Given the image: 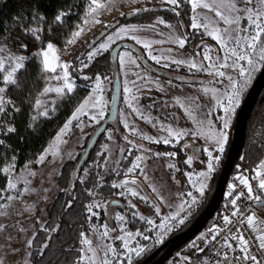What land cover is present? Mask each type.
I'll return each instance as SVG.
<instances>
[{"label":"rangeland","instance_id":"374dc122","mask_svg":"<svg viewBox=\"0 0 264 264\" xmlns=\"http://www.w3.org/2000/svg\"><path fill=\"white\" fill-rule=\"evenodd\" d=\"M89 3L90 0H88L86 9L81 17L80 23L78 24V26H82L84 28L81 37L78 38L73 44H68L67 41L62 46L56 44V47L59 49L58 55H60L62 62H67L72 66L73 52L77 50L81 45H83L89 37H92L97 33L96 37L93 38L91 45L88 46L89 51L81 60L84 64L90 63L94 58L104 52H110L117 43L124 41H129L133 45L139 47L143 51V53L146 54L147 58H149L152 62L160 66L168 68L173 66L175 69L178 70L182 66L188 67L187 63L179 65L172 63L173 59L185 61L195 60L197 63H201L200 58L190 57V55H188L183 50V48H180L178 43H176L178 39H185L182 34L184 28L180 27L175 21H171L169 16L167 15V11H165V13L162 12L157 15L149 14L148 18H144L145 21L138 19L123 22L124 16L130 13H136L141 9H172L174 6L167 4L165 0H105L106 6L102 8L98 13H96L95 17L88 16ZM189 9V17L191 18V23L192 17L194 15H198L202 23L208 22L203 19V17L205 16L215 19L214 15L205 9H198L196 13L192 12L191 5ZM85 19L88 20V23L83 24L82 22ZM160 19H163L165 21V24L158 23ZM95 20H98L100 22L96 23L94 22ZM167 25H171V27H168ZM183 26H185V24H183ZM121 28H134L136 30L121 32ZM200 30L205 35H207V33L203 29ZM109 36L112 37L111 42L108 40ZM133 37H135V39H133ZM208 38L209 40L212 39L210 36H208ZM70 39H72V36L68 40ZM157 41L160 42L158 43ZM25 42L27 43V41ZM102 43H109V48L106 51H102L101 53L97 54V56H95L91 61H89L87 59L88 53L98 48V46ZM215 43L217 44L216 41ZM145 44H150L151 47L145 48ZM203 44L205 43H201L202 53L205 52L206 48H211L213 51L210 54L214 57L217 55H223V51L219 49L218 44H212V42L210 41H208V44ZM13 51H15L14 47ZM36 51L37 44L32 43L29 45V49L26 54L31 55L33 52ZM125 53L130 54V57H125ZM139 56L140 51L138 48L126 45L119 51L117 61L113 60L114 69H118L123 86L118 113V125L120 127L119 130H122L123 132L122 134H120V138L119 133L115 131L114 127H108L105 130V139L99 149V156L104 154L105 162H110L114 167L113 169L122 167L121 161L124 153H126L127 156L134 155V161L132 162L134 163L136 156H141L142 153L135 154L134 150L132 149L135 148V146L137 145L144 147V145L140 143V140L143 141V137L149 135L147 134V131H145L146 128H144V125H146L145 121L149 119V117H146L148 115L147 112H144V108L147 105H154L157 107L159 106V109L161 105H163L165 111H161V114H164V116L167 118V114L169 113L167 105L171 104L173 110L171 111V114H173L174 118H167L170 121V124L177 127L176 131L186 130L189 135L185 137L195 138L203 146V149L208 148L209 150H213V155L220 157L219 162L215 165L216 170L225 155V151L228 148V145H230L231 143L235 126L234 117L236 116V112L242 104V96L239 107L236 109L234 115L231 118V125L228 130V142L225 145V150L223 153L216 152L214 149L217 146L214 145L211 141L206 140L203 137L193 136L191 135V133L195 132L198 127H204L205 130H207V125L209 124L214 125L216 130H219L221 128L222 125L219 118L223 115V109L216 105L215 98L212 96V94L205 93L203 89L205 87L216 88L218 89V95H220V97L223 99V93L225 92V90L230 91V85L229 81L227 80V76H225L224 78H218L215 76H210L207 74L206 71H204L203 75H208L209 80H212V83H205L204 81H202L205 78L204 76L196 77L198 78L199 83L190 87L188 91L183 88L184 86H179L178 89L172 90L171 92L170 88H166L167 81L160 77L153 76L156 75V73H154L152 70H149L148 68H145L139 60ZM152 56L158 57L159 63H157L156 60H153ZM122 57L125 59L124 64H121ZM132 60H134L135 63H132ZM204 62L206 63V66L208 62ZM81 68H83L82 63H80L79 65L80 70ZM225 71L228 75H232L236 79H241L235 70L225 69ZM69 72L71 73L72 79L77 85V79L76 76L73 74L71 67L69 68ZM46 75L47 74H45V77ZM99 77L103 81V92L100 94L102 95L104 101V116L102 118L98 115L99 109H92L91 107L87 108V115H81L79 121H72V124L70 125V130L67 131V134L64 135L62 138L64 141H66V143H59L58 145L59 154L53 155L49 153L43 164L37 162L38 157L43 154L46 150L57 144L56 137L59 135L64 126L57 132V134L50 141L46 149L35 159L28 160L25 164L21 166H19L15 160H11L3 166L12 168V172L7 177L2 172L3 175L6 177V184L7 180L11 179L13 182L17 183V188L22 190L24 183L28 182L27 186L32 189L30 193L23 194L18 199H13L11 201L0 200V205H6V207L0 208V213H3L0 214V260H3L4 264H30L29 253L31 252V248L27 247V243L36 235L38 229L42 228L48 220L50 207L59 190L57 184V177L61 166L69 159H78L77 157H79V155L82 153L84 146L88 141V136L92 135L99 123L107 116L112 101V82L114 80V76L112 75V73H110L106 77H103L101 75H99ZM189 79L190 78L186 77L185 80ZM95 82L96 77L94 78L90 91L88 95L84 98V100H86L90 95H93L92 90L95 87ZM49 83L52 86H55L57 84L56 81L49 82L45 78L44 87L49 86ZM252 83L249 86H251ZM126 89H131V94L126 91ZM153 90H155V92L157 90L156 95ZM161 90L164 92V99H162L160 95ZM42 91L43 89L38 93L36 99H40L44 102L50 115L53 112L55 103L61 97L56 96L55 93L42 95ZM8 92L6 93L7 98L9 95ZM153 95H155L154 98L151 97ZM132 97H135V99H132ZM177 99H179L180 102L185 105L184 108H182L180 104L177 103ZM190 99L194 100V104H192V100ZM84 100L81 103H83ZM129 103H131L134 108L139 109V112L141 114L138 115L136 112H134L133 109L128 106ZM185 109H188V111H186ZM189 112H191V115H189ZM155 114L156 119H159L157 113ZM91 115H97V119L99 122L97 123L95 121H92L90 119ZM35 116H40L36 109ZM167 119L165 120L166 122H168ZM0 120L3 121L4 126H11L9 122H7L6 114L0 116ZM125 121H127L128 123L127 128L124 126ZM160 121H163V118H160ZM199 121H202L203 125H198L197 122ZM2 133L3 131L0 130V139L2 138ZM125 133L128 134V137L130 136L131 138H137L139 141H137V139H134V144L131 142L129 143L128 140L132 141L133 139L126 138L127 136L123 135ZM165 135L169 136V133H165ZM144 151L146 152V150ZM167 152L169 151H166V153ZM144 156L146 155L144 154ZM165 157V161H160L159 167L161 168V171H144L148 177L147 179H145L144 176L140 175V171H136V173L134 174H127V171H125L123 176L115 181V184H120L125 179L132 178H135L136 180L139 179V181L137 180L138 182L143 181L145 184L149 185L150 192L153 198H155V200L157 201V203H155L156 206L153 205L154 207L152 208V210L148 209L147 211V208L144 206V204L140 203L139 201H136V197H131L129 194L126 193V189L120 188L121 190L119 191V193L125 192V195L122 196L125 197L127 206L124 211L120 209L111 210L110 208H108L107 215L110 213L111 210L112 215L114 214V216L111 219L109 218L108 220H106V223L108 224L110 229L116 230L111 231V239H105L103 243L113 245L121 253L124 252L122 246L123 242L115 239L117 236L123 234L119 231L118 222L115 219L118 214L125 215L126 219L128 220L132 216V212H138L140 215H143L145 217L148 216L147 219L155 221L158 218L159 221L157 222V225H160L165 222V216H173L177 212H180L181 217H187L185 219L186 221L191 216V214L196 211L197 207L202 202L208 189L211 186L213 173L211 174L210 179L207 181L208 187L203 197H199L198 192L195 188L192 187V184L189 182L186 173H192L195 176V174L199 173L200 171H206L208 161L207 153L203 151L202 157L200 158L202 160L201 162L200 160H198L197 162L193 160L190 169H186V166L178 167L174 160H171L170 157ZM182 157L185 160V156ZM169 164H175L176 168H169ZM258 164L255 166L256 168ZM131 165L123 168L128 169L129 167H131ZM31 172H35L36 175L34 177L31 176ZM128 187L135 188L136 190L140 191L142 196L146 197V195L142 193L141 189H139L137 185L130 184L128 185ZM153 187L157 189L156 192L152 191ZM5 188L6 185L0 186V190H3ZM188 192H192L193 195L197 196L199 203L190 209L187 208V205H185L186 211H181L179 207L180 204L186 200L190 202L191 198L187 196ZM181 193H183L184 195L182 196ZM4 195H12L13 197H16L18 193L17 191H7L4 192ZM161 197L163 199H161ZM131 204H135L136 208H131ZM156 207L160 209L159 213H156ZM188 212H190L191 214L188 215ZM262 218L264 219V213L262 214ZM169 224L171 226V231L172 229L178 228L180 226V224L176 223L175 221H169ZM100 226L101 225L95 226L90 233L85 234L93 241L94 246L101 243L99 236L100 232L103 229ZM127 229L131 230L128 224ZM149 229L150 227H147L145 228V231ZM131 231L135 232L137 230ZM171 231L160 229L158 227L154 234H144L148 235L150 239L158 243L157 241L161 236L164 239L170 234ZM203 235L209 237L210 234L206 235L205 231L203 232ZM137 241V238L133 240L131 242L132 245L137 246ZM139 246L144 245H142L139 241ZM181 255L182 253L180 251H177V255L175 257L179 259V263L185 264Z\"/></svg>","mask_w":264,"mask_h":264},{"label":"snow or ice","instance_id":"6c2138e0","mask_svg":"<svg viewBox=\"0 0 264 264\" xmlns=\"http://www.w3.org/2000/svg\"><path fill=\"white\" fill-rule=\"evenodd\" d=\"M165 2L171 6H174L171 10L175 11L176 7H179L180 0H165ZM29 9L25 15L17 14L12 17L13 24L6 26L3 19H0V116L6 114V111L11 107L14 111L19 112L20 108L16 107L11 99L6 97V93L10 88H23L25 87V73L27 72L28 63L32 56L38 57L40 60L39 71L46 75V80L56 81L57 84L52 86L44 87L42 95L49 93H55L56 96L64 98L70 96L75 89L76 83L72 79L69 68L71 65L67 62H62L60 55H58L59 49L56 47V40L58 39L59 27L65 25L68 18L71 15L73 5L69 3L63 7H58L53 13L51 19L48 15L41 10L40 0H28ZM187 3L191 5L193 13H196L198 9H205L212 13L215 19L208 16L203 17L207 23H202L198 15L192 17L191 27L196 30L203 29L208 36L217 42L219 49L223 51V55L213 56L210 53L213 51L211 48H206L203 53V61H207V65L203 63H197L195 60L185 61L173 59L174 64H188L190 69H196L200 71H206L208 75L215 76L218 78H224L227 76L229 81L230 91L225 90L223 93V99L218 95V89L205 87L203 91L205 93H211L215 98L216 105L223 109V115L219 118L221 121V128L216 130L214 125H207V130L204 127H198L195 132L191 133L193 136L203 137L206 140L211 141L217 147L214 149L216 152L223 153L225 145L228 142V130L231 125V118L234 115L236 109L239 107L241 96L247 87L252 83L254 74L257 72L264 71V0H187ZM51 7V5H48ZM105 0H90L88 5V16L95 17L102 8H104ZM23 7V6H22ZM147 10V9H145ZM179 15V13H176ZM27 17V18H25ZM94 22L99 23L100 21L95 20ZM83 24L88 23L85 19ZM160 24H165L163 19L158 21ZM35 25V26H33ZM56 25L57 27H53ZM223 25V26H221ZM171 27V25H167ZM74 32H72V39L67 40L68 44H73L78 38L81 37L84 28L82 26H76ZM136 29L121 28V32L135 31ZM135 39V37H133ZM108 40L111 42L112 37L109 36ZM27 41V43L25 42ZM158 43L160 41H157ZM37 44V51L31 55H27L29 45ZM180 48H184L185 39H178L176 41ZM109 43H102L98 48L90 51L87 55V59L91 61L97 54L102 51H106L109 48ZM145 48H150V44H145ZM13 47L15 51H13ZM125 57H130V54L125 53ZM153 60L159 63V58L152 56ZM135 63L134 60L131 61ZM84 68L89 65L84 64L81 61ZM125 63V59L121 58V64ZM167 66V65H165ZM225 69H233L238 73L241 79H236L232 75H228ZM82 70V69H81ZM83 79H91L88 76H84ZM103 81L99 75L96 76L95 87L90 95L83 103L75 109L71 118L65 123L64 128L61 130L59 135L56 137L57 144L46 150L43 154L38 157V163L43 164L49 153L53 155L59 154V143H66L62 138L70 130L72 121H79L81 115H87L86 109L91 107L92 109H99V117L104 116L103 107L104 101L102 95ZM131 94V89H126ZM135 99V97H132ZM177 103L182 108L185 107L183 103L177 99ZM138 115L141 113L139 109L134 108L131 103L128 105ZM34 108L38 111L40 116L47 117L49 111L47 110L44 102L40 99H36ZM43 109V110H41ZM54 110V109H53ZM188 111V109H185ZM191 115V112H189ZM36 116H32V120H36ZM90 119L95 122H99L97 115H91ZM198 125H203L202 121L197 122ZM126 128L128 127L127 121H125ZM0 130L3 131L4 135L9 133H15L17 131L14 126H4L3 121L0 120ZM169 137L175 138L178 142L185 136L189 135L186 130L174 131L171 127L167 129ZM147 139L154 143L171 144V138L156 139L151 136H145ZM0 145H5V141L0 139ZM184 148L189 147L187 143L183 145ZM203 151L207 153V170L196 173L195 176L192 173H186L189 182L192 187L196 189L199 197H203L208 187L207 181L210 179L211 174L215 171V165L219 162L220 157L213 155V150L204 148ZM155 156L164 155L167 157H175L176 153H155ZM15 159V157H13ZM243 159V157H241ZM144 156H136L135 162L132 163L131 167L127 169V174L136 173L137 169L140 170V175L147 179V175L144 172L142 164L144 163ZM186 164L189 166L193 163V157H187ZM169 168L175 169V164H169ZM178 171V169H177ZM0 172H3L6 177L12 172L11 167L0 168ZM31 176H35V172L30 173ZM239 181V185L243 186L244 190L239 192L236 191L237 185H230V191L228 195L232 197L230 205L232 212L230 215L223 216V224L228 227H213L210 229L211 236H202L201 239L206 240L209 244L217 242V237H221L222 242H218V247L215 250L216 259L213 264H264V219H261L252 206V204H246L244 210H241V206L238 203L243 198L245 201H251L255 205L264 207V160H261L255 169L254 179L257 180V189L253 188L249 178L243 174L236 177ZM28 182L24 183L22 190L17 188V183L11 179L7 180L6 188L0 190V200L11 201L18 199L20 196L26 193H30L32 189L27 186ZM83 183V181H81ZM137 185L138 181L135 178L125 179L120 184H112L113 188L126 189V193L131 197L139 198L140 200H147V197L142 196L140 191L128 185ZM7 191H17L18 195L13 197L12 195H4ZM89 196L94 195L93 191L87 190ZM152 191L156 192L155 187ZM235 193V195H233ZM120 195H125V192H121ZM183 196L184 194L181 193ZM187 196L190 197L189 201H184L180 204L181 211H186L187 208H193L199 203L198 197L193 195L192 192H188ZM161 199H163L161 197ZM6 205H0V208H4ZM72 207L71 201H68L65 205V211ZM104 207L102 204H88L86 206L88 213L91 215L88 217L91 219L92 216H98V212H93V208ZM131 208L135 209L136 205L131 204ZM156 213H159L160 209L155 208ZM3 214V213H0ZM191 213L188 212V215ZM133 220L139 218L149 225H155V221L147 219L145 216L140 215L138 212L131 213ZM187 217H181L180 212H177L173 216H165L164 223L158 225L160 229L171 231L169 221H175L178 224H183ZM118 222V228L122 235L117 236L115 239L122 241L124 252L121 253L117 248L110 244H105V239H111L110 232L116 229H110L108 224L105 223L100 227L103 229L100 232L101 243L94 246L93 241L81 232V248L78 249L80 255L73 261V264H133L134 258L141 257L146 252V247L132 245V241L137 237H142L144 240H149L150 237L140 231H131L127 229L129 221L125 215H117L115 217ZM235 225V228L232 226ZM244 230H241V227ZM45 232H55L59 230V225L55 228H42ZM246 231L249 236L246 238ZM159 236V234H158ZM35 236L30 239L27 243V247L31 248ZM48 240H51V236H48ZM163 237L158 239V243L162 242ZM49 245L45 242L40 246L38 255L43 257L44 250L48 249ZM198 248L200 252H203V248H199L198 245H193ZM31 253H29V257ZM186 264L190 260L189 257H184ZM0 264H4L3 260H0ZM207 264V262H205Z\"/></svg>","mask_w":264,"mask_h":264},{"label":"trees","instance_id":"16d2710c","mask_svg":"<svg viewBox=\"0 0 264 264\" xmlns=\"http://www.w3.org/2000/svg\"><path fill=\"white\" fill-rule=\"evenodd\" d=\"M40 3L41 10L48 15L49 19H51L55 10L58 7L67 5L69 3V0H40ZM70 3L73 5L71 15L65 25L59 27L58 39L55 42L60 46L64 45L65 42L72 36V32L77 30L76 26H78L81 21V17L86 9L88 0H70ZM49 4L51 5V7L48 6ZM189 8L190 5L187 3V0H180L179 7H176L175 11L171 9L158 8L147 10L144 9L140 12L130 13L132 14L131 16H129V14L124 16L123 22L138 19L144 20V18L149 17V14L157 15L159 13H165V11H167V15L169 16L170 20L175 21L180 27L184 28L182 34L186 39V43L183 50L188 55H190V57L200 58V62H202L203 53L201 43L204 42L205 44H208V41H210L212 42V44H217L213 39L209 40L208 36L205 35L201 30H196L191 27ZM28 9V0H0V19H3L5 21L6 26L12 25L13 21L11 18L16 16L17 14L25 15ZM177 12L179 13V15L176 14ZM183 24H185V26H183ZM53 27L57 26L53 25ZM96 35L97 33L94 36L89 37L83 45H81L77 50L73 52V64L71 68L73 74L77 79V87L75 91L68 97L60 98L55 103L54 110L50 115H48L47 117L36 116L37 118L34 121L32 120V116L35 115L34 101L38 93L43 89L45 85V74L39 71L40 61L38 60V58L35 56L31 57V60L28 63L27 72L25 73L24 83L26 86L23 88H10L8 92V98L13 101L16 107L20 108V111L16 112L11 107H9L6 111L7 122H9L11 126L16 127L17 131L15 133H9L7 135H4L2 133L1 135V139L5 141V145H0V168H3V166L11 160H15L16 163L21 166L28 160L35 159L46 149L50 141L65 125L68 119L73 115L75 109L88 95L94 78L97 75L106 77L110 73H112V75L114 76L115 69L114 61L111 55L112 50L110 52H104L98 55L90 63H88L89 66L87 68L83 67L81 68L82 70L79 69L81 60L89 51L88 46L91 45V42L93 38L96 37ZM128 46H133L141 50L136 45L130 44ZM143 55L147 57L146 54L143 53ZM139 60L141 61L142 65L147 68L140 56ZM203 63L206 64L204 61ZM169 68L171 70H176L186 74H195L202 72L200 70L190 69L189 67L185 66H182L179 70L175 69L173 66ZM258 73L259 72L255 73V77L252 82L255 80ZM84 76H88L91 79L85 80L83 79ZM153 76L160 77L167 81L166 88H170L171 92L172 90L178 89L179 86H184L183 88L188 91L190 87L199 83L191 79L180 81L179 79L163 77L158 73ZM121 88H123L122 80ZM249 88L250 86L243 92L242 101L246 96ZM153 92L155 93V95L157 94V90L156 92L155 90H153ZM160 92L162 99H164V92L162 90ZM155 95L151 97L154 98ZM192 104H194V100H192ZM167 106V109L169 110L167 118H174L173 114H171V111H173L171 107L172 105L168 104ZM161 111H165L163 105H161L159 109L157 106H154L152 111L153 114L147 120L160 121V118L166 120L167 118L164 116V114H161ZM155 113H157L159 119H156ZM235 119L236 116L234 117V122ZM166 125L167 127H171L173 130L177 129L176 126L170 124L169 120L168 124ZM152 126L153 127L151 128L157 129L159 125L158 123H156ZM123 135L127 136L128 134L125 133ZM90 136H88L87 140L90 138ZM104 139L105 130L102 133L101 137L97 140L93 150L84 160L75 177H73V175L78 159H69L61 166L57 177L59 190L50 207L48 220L42 227L51 229L59 225V230L55 232H45L42 230V228L38 229L31 247L30 264H73V261L76 260V258L80 255L78 249L83 246L80 243V233H90L95 226L103 225L104 223H106V220L110 218L109 214L107 215V202L112 197H120L123 200L122 202L125 204V208L123 207L119 209L122 211L126 209L127 202L125 200V197L120 195L119 193L121 189L113 188L111 186L112 184H115V181L120 179L125 172L111 171V169H113V165L110 162H105L104 154L99 156V149ZM230 145H228V148L225 151V155L222 158L219 167L212 174L211 186L208 189L204 199L197 207L196 211L192 213L191 216L183 224H180L178 228L172 229L170 234L166 236L161 243L168 240L173 235L187 229L206 208L215 190L217 180L225 162ZM13 157H15V159H13ZM241 157H243V159H241ZM173 160L176 162L178 167H184L185 161L182 156L175 155ZM261 160H264V87L259 94L258 99L247 120L243 147L235 162L232 172L240 171L244 173H250L254 169V167L258 163H260ZM121 162L122 167H126L128 162H130V159H128L126 153H124ZM81 181H83V183H81ZM5 185L6 177L2 172H0V186ZM86 189L93 191L94 195L89 196ZM68 201H71L72 207L68 208L65 211V205ZM136 201H139L142 204L149 203V208L151 210L154 207L152 203L148 202V200H140L139 198H136ZM97 203L104 205V207H94L93 212H98L99 215L92 216L91 219H89L88 217L91 214L88 213L86 206L88 204ZM128 221V226L131 230H137L140 232L143 231V233L145 234H154L158 229V218L155 220L156 226H151L146 222V220L142 221L138 217L133 220V217L131 216ZM211 221L212 219L207 223L204 229L200 231V233H198L195 237L184 243L178 250H176L174 255L167 261V263H170V261L174 260L175 256L177 255V251H180L182 253L181 256L183 257V262L185 264L186 262L184 260V257L190 258L188 264H195L199 258H203L205 255H209L205 248L206 242L204 239H201V237L204 236L203 232L205 231L206 235L209 234V226L211 224ZM147 227H150V229L145 231V228ZM48 236H51V240H48ZM137 239L141 242L142 245H144V247H146V252L141 257L134 258L133 264H140L161 244L154 242L152 239L144 240L142 237H137ZM45 242L48 243L49 247L48 249L44 250V256L41 257L38 255V250L40 246ZM194 244L198 245L199 248H203L204 251L200 252L198 248L193 247ZM178 262L180 261L178 260Z\"/></svg>","mask_w":264,"mask_h":264},{"label":"water","instance_id":"95a60500","mask_svg":"<svg viewBox=\"0 0 264 264\" xmlns=\"http://www.w3.org/2000/svg\"><path fill=\"white\" fill-rule=\"evenodd\" d=\"M140 11H142V9L139 10L138 12ZM131 15L132 14H129V16ZM130 44L133 45L129 41L117 43L111 51L113 60L117 61V57L119 55V51L121 50V48ZM139 51L142 61L145 64L150 65L152 70L159 72V70L149 62V60L145 57V55H143L142 51L141 50ZM263 87H264V71H261L258 73L252 85L248 89L246 96L244 97L242 104L237 112L231 145L227 153L223 167L220 171L215 190L206 208L187 229L170 237L162 245H160L152 254L146 257L140 264H165L174 255L176 250H178L184 243H186L187 241L195 237L198 233H200V231H202L204 227L207 225V223L213 218V216L215 215L217 209L221 204L229 176L233 171L235 162L243 147L247 120L251 114V111ZM112 89H113L112 101H111L108 117L98 126V128L92 134L89 143L86 147V150L83 153L82 157L80 158L75 168L73 177L76 176L84 160L86 159L88 154L92 151L94 145L96 144L97 140L101 137L105 128L109 124L115 122L118 119L119 105H120L121 93H122L121 78L118 69H115ZM115 202L116 201H113V203Z\"/></svg>","mask_w":264,"mask_h":264},{"label":"flooded vegetation","instance_id":"af4514ba","mask_svg":"<svg viewBox=\"0 0 264 264\" xmlns=\"http://www.w3.org/2000/svg\"><path fill=\"white\" fill-rule=\"evenodd\" d=\"M147 58V57H146ZM148 59V58H147ZM149 60V62L152 64V65H154L158 70H159V72H156V71H154V70H152L151 69V67H150V65H147V64H145L144 62V64H145V66L148 68V69H150V70H152L153 72H155V73H158L159 75H161V76H163V77H169V78H174V79H179L180 81H182V80H185L186 79V77H188V78H190L191 80H194V81H196V82H198L199 80H198V78H196V77H205L202 81H204L205 83H212L210 80H209V77H208V75H203V73H204V71H202V72H199V73H195V74H186V73H181V72H179V71H176V70H171L170 68H168V67H164V66H160V65H158V64H155L154 62H152L150 59H148ZM193 76H195V77H193ZM159 107V106H158ZM153 108H154V106L153 105H147L145 108H144V110H145V112H147V115H148V117H150L151 115H152V111H153ZM108 114H109V112H108ZM108 114H107V117H108ZM107 117L103 120V121H105L106 119H107ZM102 121V122H103ZM101 122V123H102ZM100 123V124H101ZM146 125H144L145 126V131H147V134H149L148 136H151V137H154V138H156V139H161V138H171V137H169V136H167V135H165V133H168V131L166 130L167 128H169V127H167V125H166V123H168V122H166L165 120H163V121H153V120H147L146 122ZM155 123H158V128L157 129H152L151 127H153L152 125H154ZM99 124V125H100ZM119 119H117L115 122H112L111 124H109L106 128H105V130L108 128V127H114V129H115V131L117 132V133H119V136H120V138H121V135L120 134H122V130H119ZM98 125V126H99ZM98 126H97V128H98ZM96 128V129H97ZM95 129V130H96ZM176 131V130H175ZM94 133V132H93ZM92 133V134H93ZM92 136V135H91ZM91 136H90V138H91ZM90 138L88 139V141L86 142V144H85V146H84V149H83V151H82V153L79 155V157H78V161L76 162V165H75V167L77 166V164H78V162H79V160H80V158L82 157V155H83V153L85 152V150H86V147H87V145H88V143H89V140H90ZM123 138V137H122ZM126 138H128V139H133L132 141H130V140H128V142L130 143H133L134 144V139L136 140L137 138H130V137H126ZM172 139V143L171 144H164L163 142H161V143H154V142H151V141H149V140H147V139H144L143 141L142 140H140L141 142L140 143H142L143 145H144V147H142V146H140V145H137V146H135V148H133L132 150H134V153L135 154H140V153H142V155L141 156H144V154L146 155V156H144L145 157V162L142 164V167L144 168V171H161V168L159 167L160 166V161L161 160H163V161H165V159H166V157L164 156V155H160V156H155L154 154L155 153H161V154H163V153H166V151H169V152H174V153H176V155H180V156H185V160L184 161H186V159H187V157H189V156H192L193 157V160H195L196 162L198 161V160H200V162L202 161L200 158L202 157V154H203V146L195 139V138H192V137H185V138H183V139H180L178 142L176 141V139L175 138H171ZM137 141H139L138 139H137ZM185 143H187L188 145H189V147H187V148H184L183 147V145L185 144ZM95 146V145H94ZM94 148V147H93ZM93 150V149H92ZM144 150H146V152L144 151ZM90 154V153H89ZM173 158L174 157H170V159L171 160H173ZM128 159H130V162H128V164H127V166L126 167H128V166H130L131 165V163L134 161V155L132 156V155H129L128 156ZM184 166H186V169H190V167L191 166H189L188 164H186L185 162H184ZM114 168V167H113ZM105 171V170H104ZM111 171H127V168H123V167H121V168H116V169H111ZM137 171H140L139 169H137ZM138 181H139V179H137ZM141 181V180H140ZM138 187H139V189H141V191H142V193L144 194V195H146V197H147V200H148V202H150V203H152V205H154V206H156V204L155 203H157V201L155 200V198H153V196H152V194H151V192H150V189H149V185H147V184H145L143 181L142 182H138ZM113 201H116L115 203H113ZM123 200L120 198V197H112L108 202H107V205H108V208H110L111 210L112 209H119V208H125V204L122 202ZM125 202V201H124ZM144 206L147 208V211H148V209H150L149 208V203H147V204H144ZM110 210V213H109V217H110V219L114 216V214H113V216H112V211ZM146 218H148V216L146 217ZM165 242V241H164ZM163 242V243H164ZM163 243H161L160 245H162ZM159 245V246H160ZM158 246V247H159ZM157 247V248H158ZM156 248V249H157ZM155 249V250H156ZM154 250V251H155ZM153 251V252H154ZM164 251V250H163ZM162 251V252H163ZM152 252V253H153ZM161 252V253H162ZM151 253V254H152ZM160 253V254H161ZM159 254V255H160ZM150 255V254H149ZM148 255V256H149ZM158 255V256H159ZM147 256V257H148ZM157 256V257H158Z\"/></svg>","mask_w":264,"mask_h":264},{"label":"built area","instance_id":"2783aa9c","mask_svg":"<svg viewBox=\"0 0 264 264\" xmlns=\"http://www.w3.org/2000/svg\"><path fill=\"white\" fill-rule=\"evenodd\" d=\"M255 169L256 167L250 172V173H244V172H232L229 176V179H228V182H227V185H226V188H225V192H224V195H223V198H222V201H221V204L219 206V208L217 209L215 215L213 216L212 218V221H211V224L209 226V237L211 236V232H210V229H212L213 227H228V226H225L223 224V216L224 215H230V213L232 212V207L230 205V200L232 199V197H230L228 195L229 191L231 190L230 189V185L232 184H236L237 185V189L236 191L239 192L241 190H244L243 189V186L239 185V181L236 179L237 176L243 174L245 176H247L250 180V182L252 183L253 185V188L254 189H257V180L254 179V176H255ZM235 195V193L233 194ZM241 206V210L243 211L244 210V206L246 204H252V206L255 208L256 210V207L257 205H255L253 202L251 201H245L243 198L241 199V201L238 202ZM233 228H235V225L232 226ZM241 230H244V227L242 226L241 227ZM246 238L249 236V233L246 231ZM224 235V233H221V236H218L217 237V242H212V244H209L207 241H206V251L209 255L213 256L214 258H216L215 256V250L216 248L218 247V242H222L221 241V237ZM179 259H177L176 257L174 258L173 261H170V263H165V264H181L178 262ZM203 258H199L196 263L197 264H200L202 262Z\"/></svg>","mask_w":264,"mask_h":264},{"label":"crops","instance_id":"0c3cea01","mask_svg":"<svg viewBox=\"0 0 264 264\" xmlns=\"http://www.w3.org/2000/svg\"><path fill=\"white\" fill-rule=\"evenodd\" d=\"M256 212H257V215H258L261 219H263V218H262V214L264 213V207H260V206L257 205V207H256ZM215 259H216V258H214V257L211 256V255H205V256L203 257V260H202V262H201L200 264H205V262H207V264H213V261H214ZM195 264H197V263H195Z\"/></svg>","mask_w":264,"mask_h":264}]
</instances>
